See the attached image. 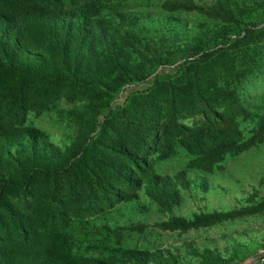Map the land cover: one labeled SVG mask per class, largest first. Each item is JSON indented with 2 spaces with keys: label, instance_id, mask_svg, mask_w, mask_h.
I'll list each match as a JSON object with an SVG mask.
<instances>
[{
  "label": "trees",
  "instance_id": "16d2710c",
  "mask_svg": "<svg viewBox=\"0 0 264 264\" xmlns=\"http://www.w3.org/2000/svg\"><path fill=\"white\" fill-rule=\"evenodd\" d=\"M129 2L0 0V264H241L263 248L246 230L222 249L187 247L185 259L179 248H126L110 227L86 242L70 228L90 229L118 204L145 207L141 192L166 216L155 224L169 233L264 215L257 190L235 210L174 215L181 190L194 183L186 169L173 176L155 170L180 148L188 168L213 173L229 156L264 144V111L250 112L237 89L261 55L264 19L247 18L254 6L264 18V3L217 0L205 8L166 0L165 11L204 12L220 25L177 43L160 36L157 45L143 25L150 13L126 11ZM182 54L189 61L175 74L133 89ZM63 100L84 102L69 112L76 132L66 149L26 123ZM200 111L202 125L184 122ZM240 118L252 120L248 139ZM122 228L143 233L146 225ZM86 243L96 254L81 252Z\"/></svg>",
  "mask_w": 264,
  "mask_h": 264
},
{
  "label": "rangeland",
  "instance_id": "374dc122",
  "mask_svg": "<svg viewBox=\"0 0 264 264\" xmlns=\"http://www.w3.org/2000/svg\"><path fill=\"white\" fill-rule=\"evenodd\" d=\"M164 1L166 0H151L150 6H143L142 8L137 5L140 0H130L124 7L129 12L150 13L145 16L146 21L143 22V25L150 29L148 35L155 38L157 45L162 42L159 39L160 36L175 39L173 41L169 40L168 44L177 43V41L191 40L205 26L210 29L215 28L216 24L220 25V20L204 12L182 10L171 13L165 11L161 6ZM194 2L199 6L208 8L217 0H194ZM259 2L264 3L263 0H259ZM253 9L252 14L248 15L247 21H251V18L254 19V16H256L254 20L257 22L264 19L260 8L254 6ZM172 20L173 22H171ZM263 26L260 25V27ZM259 47L261 55L257 56L254 73L248 74L237 87L240 97L250 112H254L255 109L264 111V41L260 43ZM186 61H189V59H185L183 54L177 56L174 65L166 66L163 70L162 67H159L147 82L139 84L133 89H147L155 80L154 76L156 74H175L178 66ZM131 90H128L127 93ZM126 94L123 95V98ZM83 104L84 102H79L76 105H71L63 100L53 104L51 109L41 116H36L35 113L29 114L26 123L44 130L53 143L66 149V147L71 146L76 132L69 112L83 106ZM204 117L200 111L184 120V122L190 126L202 125L205 121ZM239 121L244 137L248 139L253 135L252 120L244 122L240 118ZM159 126H162V124L160 123ZM188 157L186 152L179 148L176 154L168 160H162L155 166L157 173L170 176L186 169L188 176L194 183L190 190H181L183 199L181 205L175 207L174 215L190 217L195 212L235 210L244 204L254 190L258 191V196H264V144H260L238 156H229L213 173L188 168L187 164L190 158ZM205 184L207 187H205ZM140 196L141 205L145 207H140L137 204L134 206L118 204L105 215L94 217L88 224L90 229H86L88 227L82 225L78 226V224L75 228H73L74 225L70 228L78 235L85 233L83 236L87 238L86 242L97 237H104L103 227H110L123 239V246L126 248L151 251L155 248H161L173 252L179 248L182 251V257L185 259L191 258L188 255L187 247L208 245L222 249L228 239L247 230V236L253 237L263 248L258 251L256 256L255 254L252 255L246 262L241 264H253L255 257L260 258L264 253V215L242 217L236 221L217 224L187 234L169 233L158 229L155 224L158 219H164L166 216L157 208V205L150 202L144 192H141ZM137 223L146 225L143 233H139L133 228H122ZM87 244L81 247V252L89 255L96 254L95 250L86 248ZM86 249L88 252H85Z\"/></svg>",
  "mask_w": 264,
  "mask_h": 264
},
{
  "label": "built area",
  "instance_id": "2783aa9c",
  "mask_svg": "<svg viewBox=\"0 0 264 264\" xmlns=\"http://www.w3.org/2000/svg\"><path fill=\"white\" fill-rule=\"evenodd\" d=\"M253 264H264V256L262 258H260L259 261H256L255 263Z\"/></svg>",
  "mask_w": 264,
  "mask_h": 264
},
{
  "label": "crops",
  "instance_id": "0c3cea01",
  "mask_svg": "<svg viewBox=\"0 0 264 264\" xmlns=\"http://www.w3.org/2000/svg\"><path fill=\"white\" fill-rule=\"evenodd\" d=\"M263 252H264V249H263ZM264 254V253H263Z\"/></svg>",
  "mask_w": 264,
  "mask_h": 264
}]
</instances>
